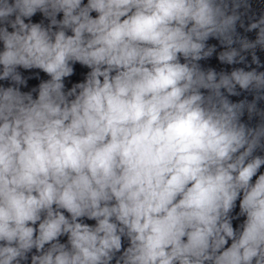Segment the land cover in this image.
<instances>
[{"label": "clouds", "instance_id": "9594fccd", "mask_svg": "<svg viewBox=\"0 0 264 264\" xmlns=\"http://www.w3.org/2000/svg\"><path fill=\"white\" fill-rule=\"evenodd\" d=\"M0 264H264V0H0Z\"/></svg>", "mask_w": 264, "mask_h": 264}]
</instances>
